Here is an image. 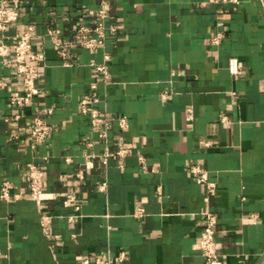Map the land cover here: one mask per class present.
Instances as JSON below:
<instances>
[{"label": "crops", "instance_id": "obj_1", "mask_svg": "<svg viewBox=\"0 0 264 264\" xmlns=\"http://www.w3.org/2000/svg\"><path fill=\"white\" fill-rule=\"evenodd\" d=\"M18 3L19 18L5 36L33 27L39 95L25 108L11 107L20 81L0 62V185L12 187L9 200L0 199V264H80L120 253L124 260L112 264H204L195 245L207 214L216 217L223 264H264V0H106L107 24L116 30L92 53L77 46V27L91 22L86 12L96 0ZM51 28L66 59L46 36ZM104 54L109 80L97 84V107L127 121L105 141L79 105L95 79L90 62ZM231 60L238 74L229 72ZM33 116L51 127L34 148ZM117 138L125 156L83 167L85 151L113 152ZM29 165L42 172L39 203L28 195ZM193 165L206 172L213 193L195 183ZM78 170L80 181L71 176ZM103 180L106 190L98 193ZM73 191L77 212L62 205ZM137 209L142 216H134Z\"/></svg>", "mask_w": 264, "mask_h": 264}, {"label": "built area", "instance_id": "obj_2", "mask_svg": "<svg viewBox=\"0 0 264 264\" xmlns=\"http://www.w3.org/2000/svg\"><path fill=\"white\" fill-rule=\"evenodd\" d=\"M217 1V0H212ZM226 2L227 0H220ZM97 8L88 10L86 13L91 18V22L88 25L79 23L77 27L78 39L77 46L92 53L95 50L102 49L105 43V37L107 32H115L116 26L107 24L108 11L106 6V0H96ZM18 0H0V62H5L11 65L16 75L19 77L20 89L11 91L8 97V104L16 109H22L29 106L33 100L39 95L38 80L40 77V68L38 65L39 55L35 54L31 50V39L33 38V27L28 26L26 29L17 32L13 36L7 38L5 31L7 28L14 24L18 18ZM59 31L55 28L47 29L46 36L51 41L54 50L57 55L62 59H66L64 50L60 48V42L58 41ZM221 35H216L212 39L213 44H218L221 40ZM108 56L103 55L100 63L90 62V66L95 73V79L88 85V91L86 95L80 100V114L87 118L90 127L97 132V137L100 140H106L108 133L116 127L118 131H125L127 129V121L125 117H114L109 113L98 109L97 104L99 98L97 95V84L102 82L106 84L109 80L108 73ZM228 70L231 74H238L239 69L235 60L229 62ZM50 113V110H47ZM19 115L13 117L14 120H18ZM191 118L190 111L186 116L187 121ZM220 121L226 123V117L220 118ZM51 134V127L45 122V120L39 116H33L29 122L28 140L32 148L39 144L44 143ZM9 139H18L15 133L9 134ZM84 147L86 150L92 147L90 141H84ZM125 143L123 139L117 138L115 141L116 150L111 152L108 148H104L101 155H95L85 151L83 154L84 162L83 167L85 169H91L93 167V161L97 158L101 160L102 165L106 164L107 159H119L126 155ZM207 146V143H204ZM66 164L70 163L69 157L64 158ZM188 172L193 176L195 183L199 185H205L210 193L215 190L214 184L209 182L207 174L197 165L190 166ZM28 176V195L32 201L39 203L43 194L42 184V172L34 165H29L27 168ZM76 180L83 179L82 170H78L71 175ZM106 181L96 182V191L98 193H104L106 190ZM11 184L4 181L0 185V199L8 201L10 197ZM63 207H71L74 211H79L81 201L76 196V192L66 193L62 197ZM142 209H137L134 213L135 217L142 216ZM74 217L66 216L68 222L73 221ZM45 218H41L40 225L43 229ZM216 225V217L210 214L205 215L195 249L199 252L203 259L204 264H223L222 257L215 251L214 242V228ZM124 260V254L120 253L112 260L103 259L101 257H88L81 260L80 264H112L121 263Z\"/></svg>", "mask_w": 264, "mask_h": 264}]
</instances>
